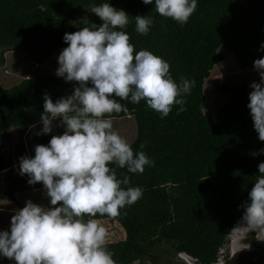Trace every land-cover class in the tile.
<instances>
[{
    "label": "trees",
    "instance_id": "trees-1",
    "mask_svg": "<svg viewBox=\"0 0 264 264\" xmlns=\"http://www.w3.org/2000/svg\"><path fill=\"white\" fill-rule=\"evenodd\" d=\"M105 2L129 15L123 30L136 51L146 49L168 61L177 83L181 77L195 82L183 112L175 105L161 118L141 100L119 101L128 112L112 114L114 130L154 165L142 174L109 165L118 179L128 177L122 188L140 187L143 195L117 218L95 217L114 220L124 230L122 239L108 241V250L116 264L160 263L163 252H171L167 264L178 252L213 264L229 255L221 250L243 216L242 205L250 202L258 164L264 162V153L252 155L264 149V141L247 107L250 85L260 81L254 61L264 58V0H197L184 25L160 16L155 0L148 5L142 0H0V231L10 230L11 216L27 200L51 207L42 183L29 185L28 176L16 174L12 153L3 149L12 128L30 127V157L35 145L63 133L57 119L50 133L36 135L43 127L44 95L55 102L79 86L56 75L58 56L68 46L63 36L100 25L91 8ZM137 15L153 19L147 35L136 32ZM247 235L253 260L229 262L264 264V241L255 232ZM0 264L15 262L0 256Z\"/></svg>",
    "mask_w": 264,
    "mask_h": 264
},
{
    "label": "clouds",
    "instance_id": "clouds-1",
    "mask_svg": "<svg viewBox=\"0 0 264 264\" xmlns=\"http://www.w3.org/2000/svg\"><path fill=\"white\" fill-rule=\"evenodd\" d=\"M142 2L148 5L153 0ZM196 8L197 0H155L160 16L181 25ZM91 12L102 23L66 32L63 40L68 46L58 56L56 75L79 86L55 102L44 95L43 127L36 135L50 133L57 119L65 130L52 135L47 145H35L34 157L21 156L19 173L15 170L29 177V185L42 183L51 205L27 200L11 216L10 230L0 231V256L15 264H116L108 250V231L100 222L104 219L95 217H119L120 210L136 203L143 191L140 187L122 188L121 184H129L128 177L118 179L115 168L109 165L142 174L154 161L142 150L134 153L130 143L114 130L112 114L128 112L119 101L138 104L141 100L161 118L175 105L180 106L178 113L183 112L185 95L195 86L184 77L177 83L169 62L161 56L146 49L135 50L130 35L123 30L129 24L124 10L105 2L94 5ZM134 18L136 32L147 35L153 19L142 15ZM254 68L260 81L251 83L247 107L258 138L264 141V58L256 59ZM144 146L142 143L140 148ZM260 153L264 149L252 155ZM258 169L260 175L248 193L250 202L242 205L244 226L236 229L255 232V238L264 241V162ZM232 256L213 264H231ZM174 257L185 264H199L185 252Z\"/></svg>",
    "mask_w": 264,
    "mask_h": 264
},
{
    "label": "rangeland",
    "instance_id": "rangeland-1",
    "mask_svg": "<svg viewBox=\"0 0 264 264\" xmlns=\"http://www.w3.org/2000/svg\"><path fill=\"white\" fill-rule=\"evenodd\" d=\"M241 1H244V0H241ZM28 132H29L28 128L23 131L16 129V128H12L10 139L6 142L7 146L9 147L3 149L4 151H10L12 153V158L14 162L13 165L15 166V170L17 173H19V163H20L19 158L21 156L30 157V152H29L30 137L28 136ZM25 176L27 175L25 174ZM100 222L106 227L108 231V241H117L124 237L125 235L124 230L121 228V226L118 223L107 220V219L100 220ZM238 226H244L242 223V217L238 220L236 226L234 227V229L232 230L230 234V238H229L230 242L228 241V244L225 247H223V249L221 250V253L222 255H224L225 253L228 252V254L230 255L231 253L235 252L234 256L231 257L229 261L234 260L237 262L247 263L249 260H253V258L249 254L248 249H241V248L249 244V241H248L249 236L247 235L248 231H242L240 229H236ZM165 247L168 248L169 245ZM237 252H241V256L236 255ZM170 254L171 252H168V253L163 252L160 263L151 262V260H149L145 262V264H167L165 262V259L166 258L170 259L171 258ZM172 255H174V253ZM132 264H138V262H134ZM169 264H185V263L182 260L173 259V263H169Z\"/></svg>",
    "mask_w": 264,
    "mask_h": 264
}]
</instances>
